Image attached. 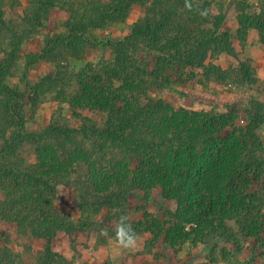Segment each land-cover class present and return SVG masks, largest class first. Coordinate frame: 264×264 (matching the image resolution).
<instances>
[{
    "label": "trees",
    "instance_id": "1",
    "mask_svg": "<svg viewBox=\"0 0 264 264\" xmlns=\"http://www.w3.org/2000/svg\"><path fill=\"white\" fill-rule=\"evenodd\" d=\"M190 3L191 9L185 0H28L16 28L6 21L0 0V27L10 34L6 46L0 41V221L45 241L26 259L0 239V264H70L53 249L59 232H97L105 244L122 213L138 237L150 233L168 249L199 237L207 242L235 236L264 245V104L252 99L241 110L220 113L174 109L150 95L151 87L174 89L173 69L221 76L219 66L206 63L209 53L234 52L230 33L220 31L225 16L213 12L211 0ZM134 5L147 6L148 14L123 39L108 40L111 59L78 69L79 88L64 93L69 58L83 59L97 46L91 30L124 21ZM54 8L68 13L67 30L47 35L26 66L50 60L55 70L25 90L10 87L6 79L15 73L23 42ZM203 9L206 16L199 14ZM241 12L239 31L256 29L264 42V0L258 11ZM240 63L244 76L252 77L247 62ZM50 92H57L55 99L65 96L80 127L57 114L41 130L25 127L24 104L38 105ZM84 109L104 112L102 124L82 115ZM241 112L245 125L238 124ZM26 144L35 147L31 163L21 153ZM60 186L73 188L80 218L56 205ZM156 187L176 203L175 211L166 210V220L148 212L134 216L142 209L131 207L129 197L142 190L148 200Z\"/></svg>",
    "mask_w": 264,
    "mask_h": 264
},
{
    "label": "rangeland",
    "instance_id": "2",
    "mask_svg": "<svg viewBox=\"0 0 264 264\" xmlns=\"http://www.w3.org/2000/svg\"><path fill=\"white\" fill-rule=\"evenodd\" d=\"M260 1L211 0L213 12H221L225 16L220 31L230 33L234 49L232 53H219L215 50L209 53L206 63L209 66H219L223 70L221 76L208 77L206 73L203 75L202 69H189L188 71L173 69L170 71V82L174 89L151 87L150 95L174 109L185 108L220 113H228L237 108L241 110L249 106L252 99L264 104L263 39L256 29L249 28L243 32L239 31V17L242 9L246 7V11L250 13L258 11ZM27 4L28 0H5L3 9L9 26L20 27ZM147 14V6L134 5L124 21L113 23L106 28L91 30L89 36L96 38L97 46L86 53L83 59L69 58L70 72L66 76L63 92L69 94L79 88L78 79L75 76L78 69L89 62L102 64L110 60L112 50L107 47V41H118L126 37L133 23ZM68 16V13L59 8L52 9L45 16L43 26L23 42L15 73L6 79L10 87L25 90L28 84L37 82L55 70V65L50 60L41 59L30 66H26V62L28 56L43 50L47 35L67 30L64 23ZM9 36L8 30L0 27V41L3 46H6ZM2 57L3 53L0 52V59ZM242 61L250 66L252 77L244 76L240 63ZM56 94L57 92L48 93L45 100L38 105L24 104L25 127L28 130L43 129L50 123L54 114L61 115L62 121L70 126L80 127L83 124L80 119L74 118L72 109L63 102L65 96L61 95V99H55ZM81 114L98 124H102L106 115L102 111L88 109L81 110ZM246 120V114L241 112L238 124L245 125ZM259 134L264 139V126ZM21 153L27 162L31 163L35 160L33 145L26 144ZM56 205L75 219L81 216L74 201L72 187H59ZM129 205L142 209L138 215L134 216L141 217L144 212H148L161 220L167 219L164 213L166 210L175 211L176 209V203L165 199L159 187L151 191L148 200L144 198L142 190L136 191L129 197ZM195 227L194 225L193 228ZM98 235L97 232H89L74 233L69 236L65 232H59L53 240V249L64 256L70 264H264V245L257 243L254 239L244 240L234 236L229 239L211 238L205 242L199 237L200 239L197 238L198 241L194 243L190 239L179 248L168 249L162 239L157 240L150 233H144L139 236V246L136 249H123L118 248L109 238L107 243L99 244ZM190 237H196L195 233H191ZM0 239L8 240L10 248L21 253L26 259L36 251L43 249L45 244L44 240L21 235L16 224L5 221H0ZM109 250H112L113 255L107 254Z\"/></svg>",
    "mask_w": 264,
    "mask_h": 264
},
{
    "label": "clouds",
    "instance_id": "3",
    "mask_svg": "<svg viewBox=\"0 0 264 264\" xmlns=\"http://www.w3.org/2000/svg\"><path fill=\"white\" fill-rule=\"evenodd\" d=\"M185 6L191 9L192 5L190 0H185ZM201 16L207 15V10H200ZM102 235L108 236V230L102 229ZM118 248L123 249H136L139 244V237L131 225V218L127 213H122L116 222L114 228V237H109Z\"/></svg>",
    "mask_w": 264,
    "mask_h": 264
},
{
    "label": "crops",
    "instance_id": "4",
    "mask_svg": "<svg viewBox=\"0 0 264 264\" xmlns=\"http://www.w3.org/2000/svg\"><path fill=\"white\" fill-rule=\"evenodd\" d=\"M109 249H111V248H109ZM113 252H114V251H113ZM107 254L113 255L112 250H111V251L109 250V251L107 252ZM103 255H104V254H102V256H103ZM92 261H95V260H92Z\"/></svg>",
    "mask_w": 264,
    "mask_h": 264
}]
</instances>
